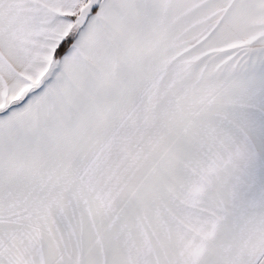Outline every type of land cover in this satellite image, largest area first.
<instances>
[{
    "label": "snow or ice",
    "instance_id": "snow-or-ice-1",
    "mask_svg": "<svg viewBox=\"0 0 264 264\" xmlns=\"http://www.w3.org/2000/svg\"><path fill=\"white\" fill-rule=\"evenodd\" d=\"M0 264H264V0H0Z\"/></svg>",
    "mask_w": 264,
    "mask_h": 264
}]
</instances>
